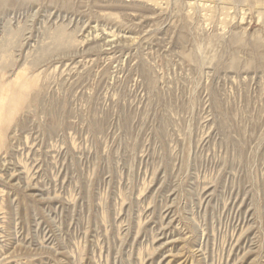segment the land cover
Listing matches in <instances>:
<instances>
[{
    "label": "rangeland",
    "instance_id": "obj_1",
    "mask_svg": "<svg viewBox=\"0 0 264 264\" xmlns=\"http://www.w3.org/2000/svg\"><path fill=\"white\" fill-rule=\"evenodd\" d=\"M1 88L0 264H264V0H9Z\"/></svg>",
    "mask_w": 264,
    "mask_h": 264
},
{
    "label": "bare ground",
    "instance_id": "obj_2",
    "mask_svg": "<svg viewBox=\"0 0 264 264\" xmlns=\"http://www.w3.org/2000/svg\"><path fill=\"white\" fill-rule=\"evenodd\" d=\"M9 0H0V6H3V5H6L7 4V2H8ZM10 3H8V5H9ZM188 5V4H187ZM153 7V6H152ZM161 10V9H160ZM55 23V22H54ZM107 39V38H106ZM109 40V39H108ZM132 40V39H131ZM17 77V76H16ZM26 81L24 82V83H22V85L23 86H25L26 85ZM15 87H17V86H12V98H11V100L13 101V100H15L16 99V96L18 97V94H19V92H18V90H16L15 89ZM1 92H2V88L0 89V102L1 101H3L4 100V98L1 96ZM10 103V102H9ZM2 165V164H1ZM6 167V166H5ZM21 177V176H20ZM16 222V221H15ZM249 237V236H248ZM4 247V246H3ZM1 251V250H0ZM8 255V254H7ZM5 256V255H4ZM7 257V256H6ZM8 258V257H7ZM6 259V258H5ZM6 261H8L7 259H6ZM173 264V263H172ZM178 264V263H177Z\"/></svg>",
    "mask_w": 264,
    "mask_h": 264
}]
</instances>
